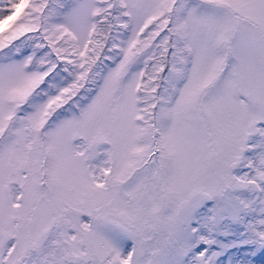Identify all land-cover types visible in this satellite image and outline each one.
Here are the masks:
<instances>
[{"label": "snow or ice", "instance_id": "obj_1", "mask_svg": "<svg viewBox=\"0 0 264 264\" xmlns=\"http://www.w3.org/2000/svg\"><path fill=\"white\" fill-rule=\"evenodd\" d=\"M0 264H264V0H0Z\"/></svg>", "mask_w": 264, "mask_h": 264}]
</instances>
